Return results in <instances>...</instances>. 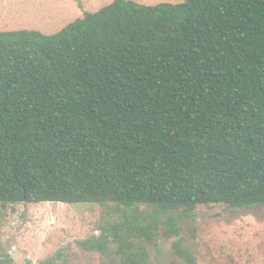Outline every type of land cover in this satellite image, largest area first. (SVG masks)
<instances>
[{
  "label": "trees",
  "instance_id": "1",
  "mask_svg": "<svg viewBox=\"0 0 264 264\" xmlns=\"http://www.w3.org/2000/svg\"><path fill=\"white\" fill-rule=\"evenodd\" d=\"M43 203L153 208L80 243L118 264H153L167 213L264 207V0H114L55 35L0 32V205Z\"/></svg>",
  "mask_w": 264,
  "mask_h": 264
},
{
  "label": "rangeland",
  "instance_id": "2",
  "mask_svg": "<svg viewBox=\"0 0 264 264\" xmlns=\"http://www.w3.org/2000/svg\"><path fill=\"white\" fill-rule=\"evenodd\" d=\"M128 1L155 7L187 0ZM113 2L0 0V32L28 30L55 35ZM153 213L154 209L147 206L117 212L114 204L0 205V259L9 254L15 264H118L117 245L111 243L110 252L103 255L83 249L80 243L100 238L105 228ZM170 218L180 219L182 235L166 240L163 222ZM160 219L157 246L148 244L153 264H186L173 252L174 243L180 239L192 248L198 264H264V207L241 210L225 205L202 206L192 213L170 212Z\"/></svg>",
  "mask_w": 264,
  "mask_h": 264
}]
</instances>
